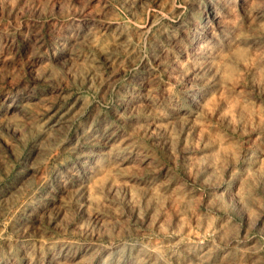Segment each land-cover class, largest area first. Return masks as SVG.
I'll return each mask as SVG.
<instances>
[{"label": "rangeland", "instance_id": "1", "mask_svg": "<svg viewBox=\"0 0 264 264\" xmlns=\"http://www.w3.org/2000/svg\"><path fill=\"white\" fill-rule=\"evenodd\" d=\"M0 264H264V0H0Z\"/></svg>", "mask_w": 264, "mask_h": 264}]
</instances>
